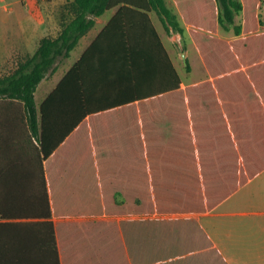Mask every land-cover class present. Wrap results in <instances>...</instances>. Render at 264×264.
<instances>
[{
	"label": "crops",
	"instance_id": "obj_1",
	"mask_svg": "<svg viewBox=\"0 0 264 264\" xmlns=\"http://www.w3.org/2000/svg\"><path fill=\"white\" fill-rule=\"evenodd\" d=\"M123 5L90 16L38 85L39 136L24 107L1 99L0 264H122V243L133 264H207L210 242L228 264H264V6L241 59L210 70L199 54L185 63V36L157 11ZM67 15H21L0 62L32 57ZM218 35L239 37L234 25Z\"/></svg>",
	"mask_w": 264,
	"mask_h": 264
},
{
	"label": "trees",
	"instance_id": "obj_2",
	"mask_svg": "<svg viewBox=\"0 0 264 264\" xmlns=\"http://www.w3.org/2000/svg\"><path fill=\"white\" fill-rule=\"evenodd\" d=\"M144 1L72 0L69 11L74 15V18L65 24L59 36L56 38L44 37L32 57L20 62L14 72L0 76V107L2 98L19 103L20 108L24 107L26 111V123L31 135L39 136L41 129L45 126L46 102L39 110L35 99L38 85L53 68L56 61L61 57L68 56L78 44L81 36L93 27L95 21L90 16H100L118 4H124L119 13L127 10L137 11L135 8L157 11L169 30L189 35L210 70H212L211 61L241 59L242 47L245 45V31L260 27L259 11L264 6V0H173L183 18L182 21L178 13L167 7L165 0ZM144 15L149 19L147 14L144 13ZM237 16H241L239 24L236 23ZM118 17L114 18L103 31L101 34L103 37L112 33ZM228 25H234L238 38L226 40L218 35L219 27ZM41 147L44 156L48 158L49 151L46 148L45 135H43ZM20 164L23 171L37 170V165L33 162L26 161V163ZM39 166L40 170H45L44 165L40 164ZM46 166V170H49L48 162ZM202 234L207 237L203 230ZM131 246L122 243L121 251L124 255L122 264H133L138 261L137 258H134ZM210 246L216 252L217 257L214 258L209 253H205L206 263L228 264L211 242ZM198 250L202 252L201 249Z\"/></svg>",
	"mask_w": 264,
	"mask_h": 264
},
{
	"label": "rangeland",
	"instance_id": "obj_3",
	"mask_svg": "<svg viewBox=\"0 0 264 264\" xmlns=\"http://www.w3.org/2000/svg\"><path fill=\"white\" fill-rule=\"evenodd\" d=\"M69 6V3H64L61 8H59L54 5V0H26L22 3H19L18 1L15 3H12V1L0 3V49L6 43L7 38H11V35L18 33V30L20 29L21 15L38 13L46 15L48 19H50V17H56L57 20L54 21V25H57L58 23L62 24L66 20H69V16L67 15ZM240 17L241 16H237L236 23L240 22ZM54 32L57 33V29ZM183 36H185V48L189 54L186 56V53L182 52V55L186 56L184 58V60H186V64L189 62L192 63L195 60H198L199 52L189 35L185 33ZM14 40L16 39L14 38ZM199 57L201 58L200 54ZM17 65L18 64L15 63L12 66L11 64L6 66L5 63L0 62V74L8 75L14 72ZM2 69L6 71H2Z\"/></svg>",
	"mask_w": 264,
	"mask_h": 264
},
{
	"label": "water",
	"instance_id": "obj_4",
	"mask_svg": "<svg viewBox=\"0 0 264 264\" xmlns=\"http://www.w3.org/2000/svg\"><path fill=\"white\" fill-rule=\"evenodd\" d=\"M179 11V10H178ZM179 14H180V12H179ZM180 16H181V14H180ZM181 19H182V21H183V18H182V16H181Z\"/></svg>",
	"mask_w": 264,
	"mask_h": 264
}]
</instances>
